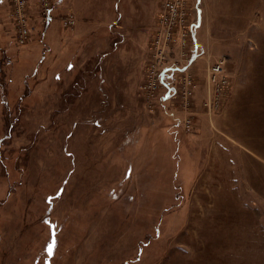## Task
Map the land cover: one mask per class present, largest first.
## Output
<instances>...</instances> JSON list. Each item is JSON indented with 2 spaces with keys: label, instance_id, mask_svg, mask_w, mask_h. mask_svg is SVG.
<instances>
[{
  "label": "rangeland",
  "instance_id": "obj_1",
  "mask_svg": "<svg viewBox=\"0 0 264 264\" xmlns=\"http://www.w3.org/2000/svg\"><path fill=\"white\" fill-rule=\"evenodd\" d=\"M165 1L27 0L30 36L19 44L8 0L0 264H264V6L171 0L178 15L159 60ZM190 23L211 51L231 55L235 88L214 113L201 105L211 64L176 74L165 102L162 85L146 84L153 64L185 62L192 37H179ZM185 79L196 84L190 106ZM221 114L219 131L199 143L201 118Z\"/></svg>",
  "mask_w": 264,
  "mask_h": 264
},
{
  "label": "built area",
  "instance_id": "obj_2",
  "mask_svg": "<svg viewBox=\"0 0 264 264\" xmlns=\"http://www.w3.org/2000/svg\"><path fill=\"white\" fill-rule=\"evenodd\" d=\"M26 3L27 0H11V8H12L11 17L17 29L16 31L17 36L15 39L16 42L19 44H24L30 36V28L28 26L30 16H28L29 10ZM163 6H164V13L160 17L159 31L155 38V43L157 44L156 47L158 49H161L159 51V54H157L158 51L157 50L155 55V57H158L159 60L163 59L165 55L164 49H162L161 45L166 44L168 40L173 39L172 29L175 26L174 18L176 17V15H178V8H179L178 4L171 0H166ZM50 9L51 8L48 7L46 3L45 9L43 11L44 22L49 21V19L51 18ZM21 10H23V12H20ZM72 21L73 20H70V22ZM190 26L191 23L190 25H188V28L186 27V30H184V34L179 38L181 37L184 38V35L186 34L189 35V37H192V31ZM182 42H185V40L183 39ZM186 54L187 56L185 58L184 63H180L178 61L169 63L172 66L174 77L177 76L176 74L185 73L188 67L193 63L195 57L191 53H187V52H184L183 55ZM224 63H225L224 58H221L216 62L212 63L208 68L207 77H206L207 93H206V97L201 103V105L207 111V113H214L220 110L230 95L231 80L225 71ZM167 65L168 64L162 61L160 64L156 66L153 64L151 69L148 68L149 71L148 76L149 77L151 76V78L146 81L147 82L146 84L151 83L153 84L154 88L158 87V84L162 85L164 79V72L166 70ZM195 86L196 84L192 79H187V80L185 79V81L182 82V87H183L182 97H184L185 99L184 101L187 104V106H190V102L192 100L193 90ZM180 90L181 89L178 87V91ZM176 92H177V88H176ZM179 122L182 129H184L187 132L192 131L194 128V121L191 118L188 117L186 119L182 118L179 119Z\"/></svg>",
  "mask_w": 264,
  "mask_h": 264
},
{
  "label": "crops",
  "instance_id": "obj_3",
  "mask_svg": "<svg viewBox=\"0 0 264 264\" xmlns=\"http://www.w3.org/2000/svg\"><path fill=\"white\" fill-rule=\"evenodd\" d=\"M260 2L262 3L261 6H264V0H260ZM226 18H227V23L223 24V28H225L229 32L234 31V28L230 22L232 20V17H226ZM10 24H11V22H9V19H8V0H0V46L3 42H6L5 35L7 32V29H9L8 26H10ZM190 27H191V31H192L191 54L195 57V59L193 61V66H194V68H196V74H198L197 70L202 68V66H204L203 68L206 69V67L208 65L216 62L217 60H219L221 58H224L225 62L228 61V59L231 56V55H228L230 53L229 51H225L224 49H220V48L216 49L215 51H211V46H209V43L207 42L208 41L207 37H209V36L206 35V37H204L203 33L201 32L200 25L198 27H196L193 23H191ZM233 37H234V35L231 36V39ZM233 44H234V42H233ZM0 50H1V47H0ZM224 65H225V63H224ZM173 75H174V73H173L172 66L170 64H168L166 67V70L164 72V79L162 82V86L164 87V91L160 95V99L163 102L169 100L176 93V85H175V81H174L175 79H174ZM234 86H235V83L233 80H231V89H232V87L235 88ZM204 90H205V87L203 84L198 85L196 88V95H199L200 93L203 94ZM231 97H232V101H233L234 94L233 95L231 94ZM232 101H231V104L233 105L234 103H232ZM231 106L229 107V109L227 111L230 112ZM224 114H225V111H223V115ZM223 115L222 114L220 116L216 115V116L212 117L211 119H209L207 117H202L200 122L197 125V129L199 130V133L196 134L195 139H198L199 143L203 144L204 143L203 141L207 140L210 137L209 135H214L213 133H216L217 131H219V128L215 124L218 122V119L221 118ZM211 121L214 123V125H215L214 127H212ZM213 128H215V131ZM217 138H218L217 135L213 136L211 138L212 145L216 146V144L217 145L219 144ZM193 140L194 139H192V141ZM209 142H210V139H209ZM182 144H183L182 142H181V144L179 143L180 146ZM208 144L211 145L210 143H208ZM183 145L186 146L185 144H183ZM180 146L178 147L179 148L178 151L182 150V147L180 148ZM193 146H192V149L194 151ZM195 146H196V144H195ZM193 155H194V152H192L191 156L193 157ZM191 160H192V158H191Z\"/></svg>",
  "mask_w": 264,
  "mask_h": 264
},
{
  "label": "snow or ice",
  "instance_id": "obj_4",
  "mask_svg": "<svg viewBox=\"0 0 264 264\" xmlns=\"http://www.w3.org/2000/svg\"><path fill=\"white\" fill-rule=\"evenodd\" d=\"M54 247H55V242L49 244V246L47 247L46 251H47L49 256L53 255Z\"/></svg>",
  "mask_w": 264,
  "mask_h": 264
}]
</instances>
